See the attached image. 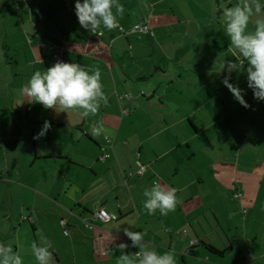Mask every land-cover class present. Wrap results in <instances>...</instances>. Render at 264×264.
<instances>
[{"label":"crops","instance_id":"obj_1","mask_svg":"<svg viewBox=\"0 0 264 264\" xmlns=\"http://www.w3.org/2000/svg\"><path fill=\"white\" fill-rule=\"evenodd\" d=\"M75 2L0 0V244H10L23 264H37L32 244L44 240L54 264H116L119 244L129 245L125 254L139 250L130 246L128 229L143 232L158 254L173 251L176 264H263L264 115L249 117L251 129L226 145L225 117L209 123L204 111L194 120L188 101H176L183 88L162 59L177 52L171 56L154 40L152 29L178 21L179 7L193 8L190 0H144L148 7L119 0L123 31L102 35L81 28ZM137 23L149 32L130 33ZM56 56L90 74L100 70L108 102L95 115L56 113L20 94ZM245 112L239 106L238 114ZM45 121L50 129L34 139ZM97 122L102 130L93 136ZM137 162L145 173L125 179ZM153 181L178 190L175 211L147 214L143 191ZM99 208L111 221L85 228L82 220Z\"/></svg>","mask_w":264,"mask_h":264},{"label":"clouds","instance_id":"obj_2","mask_svg":"<svg viewBox=\"0 0 264 264\" xmlns=\"http://www.w3.org/2000/svg\"><path fill=\"white\" fill-rule=\"evenodd\" d=\"M142 5L148 7L144 0ZM115 10V11H113ZM124 8L119 0H76L75 15L84 30L102 35V29L112 31L119 27L118 18L123 17ZM222 22L228 38V51L234 55V61H227V75L222 84L233 95L234 99L244 108L250 105L244 99L243 90L230 83L233 72L246 71L247 87L252 91L253 98L264 101V3L261 0H238L231 7H224ZM254 21V29L249 31V24ZM143 30L137 23L130 30L135 33ZM101 83V73L95 69L90 74L80 64L57 62L45 71H35L30 80L20 89V94L29 103L42 105L44 109L56 113L75 112L82 118L95 115L101 104H107L108 98ZM48 121L34 139H40L50 129ZM102 125L97 122L91 132L93 136L100 134ZM176 188H169L153 181L150 188L143 191L144 208L148 215H167L176 210L181 203ZM131 241V247L139 250L134 254H125L128 244L121 243L117 247L120 255L116 264H176L175 253L171 250L158 254L144 240L143 232L124 230ZM52 244L44 240L32 244V253L37 264H54ZM0 264H23V261L10 244H0Z\"/></svg>","mask_w":264,"mask_h":264},{"label":"rangeland","instance_id":"obj_3","mask_svg":"<svg viewBox=\"0 0 264 264\" xmlns=\"http://www.w3.org/2000/svg\"><path fill=\"white\" fill-rule=\"evenodd\" d=\"M236 1L238 0H190L193 8H186L184 5L179 7L178 21L166 28L152 29L155 33L154 40L165 52L171 53V56L177 52L173 59L168 58V61L162 59L163 63L167 62L170 65L169 70L176 86L179 84L183 88V96H176V101L181 99L188 101V110L197 114L194 120L204 111L209 113V123L213 119L225 117L226 132L222 142L228 145L231 142L235 145L237 142L234 134L239 136L251 129L253 122H250L252 120L249 117L264 115V111H261L264 110L262 106L264 102L261 104L259 102L257 107L253 105L256 100L247 87L246 71L233 72L230 80V83L243 90L244 99L250 105L249 108L243 107L246 110L244 115L238 114L241 105L222 84L223 78L228 74L226 62L234 61L235 57L228 51L229 41L221 12L224 7L234 6ZM248 28L252 31L254 25L250 23ZM136 43H139L138 40ZM159 78L162 87H165L167 77ZM224 99L227 105L222 108ZM212 131L213 129L209 132ZM256 132L258 135L263 130L259 129Z\"/></svg>","mask_w":264,"mask_h":264},{"label":"built area","instance_id":"obj_4","mask_svg":"<svg viewBox=\"0 0 264 264\" xmlns=\"http://www.w3.org/2000/svg\"><path fill=\"white\" fill-rule=\"evenodd\" d=\"M14 1L17 3L18 1H24V2H26L27 0H14ZM117 29L119 31H123V29L121 27H118ZM142 29H143L142 31L141 30H138L135 33L136 34H146V33L149 32V28L147 26H145V25H142ZM47 49H48L49 52L52 51V47H50V46H48ZM54 62L55 63H57V62H63L64 63V61H63V59H62L61 56L54 57ZM123 97H128V96L127 95H124ZM123 97H120V98H123ZM122 114L125 115L126 114V111H122ZM106 142L107 143H110V140H108L106 138ZM108 157H109V155L106 154V155H103L100 159L101 160H104V159H106ZM137 166L138 167H137V169H136L135 172L129 171V172H127L125 174V179H130V178H132L135 175L136 176H142L145 173V171H146L145 165H143L140 162H137ZM0 178H1V175H0ZM240 197H241V194H239V193H237V194L234 195V198L239 199ZM22 219L24 221L25 220H28L27 217H23ZM111 219H112V217H111V215L107 211H105L103 208H99L97 210H94V211L90 212V215H89L88 219L82 220V225L85 228H87V229H92L97 224H105V223H108L109 221H111ZM60 225H61V227L63 229V234L65 236L69 235L70 234V231L68 229L67 219H61ZM103 254H108V252H104Z\"/></svg>","mask_w":264,"mask_h":264},{"label":"trees","instance_id":"obj_5","mask_svg":"<svg viewBox=\"0 0 264 264\" xmlns=\"http://www.w3.org/2000/svg\"><path fill=\"white\" fill-rule=\"evenodd\" d=\"M208 248H209V250H210L211 252L216 253L217 255H222V254H223V252H220V251L214 249V248L211 247V246H209Z\"/></svg>","mask_w":264,"mask_h":264}]
</instances>
